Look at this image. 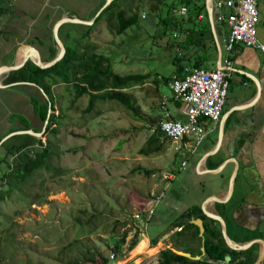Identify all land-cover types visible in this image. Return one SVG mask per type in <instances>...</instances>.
<instances>
[{"label": "rangeland", "instance_id": "374dc122", "mask_svg": "<svg viewBox=\"0 0 264 264\" xmlns=\"http://www.w3.org/2000/svg\"><path fill=\"white\" fill-rule=\"evenodd\" d=\"M19 1L13 0V7H18ZM41 1L33 0L32 4ZM72 1V5H68L66 0H49L43 9L46 12L58 5L81 11L84 7L81 0ZM95 2L91 0L86 9L94 11L95 6L91 4ZM43 15L41 13L40 17ZM146 19L147 16L140 25L130 27L121 35L114 33L113 26L110 30L97 26L88 40L97 52L112 58L113 70L118 74H152L144 84L123 90L133 97L138 117L110 100L96 102L93 109L86 112V95L71 103L73 90L70 86L60 83L52 87L55 114L60 115L59 131L51 135L44 130L37 137L43 143L50 142L53 155L48 168L35 171L26 183L0 202V264H67L68 260L80 257V249L103 251L106 246L114 245L125 231L127 236L121 253H115V258L109 261L111 264H160L156 260L157 249L153 253L140 251V234L134 233L132 227L137 224L134 214L146 207L149 200H145L151 198L154 182L172 165L167 161L173 154L168 149V139L157 153L144 156L138 150L145 145L150 129L156 126L151 120L160 119L161 94L170 98L173 95L169 85L156 84L153 77L157 73L167 76L173 72L171 60L175 51L157 44L161 34L158 20L154 17L147 23ZM4 21L6 18L1 16L0 67L18 63L23 51L27 50L22 45L20 48L12 46L13 35L9 34L21 32L28 21L21 19L9 25ZM51 23L48 21L47 36L44 35L46 43L42 41L45 52L51 42L48 37ZM29 39L35 41L36 38ZM3 79L2 74L0 81ZM4 89H0V136L19 124L9 122L12 114L24 116L30 127L42 130L41 121L27 102L18 97L17 94L22 93L10 87L7 90L12 92ZM187 161L188 166L182 169L180 158L174 159L172 173L176 179L170 182V188L180 189L181 185L190 183L191 160ZM138 166L151 169L153 173L132 171ZM168 191L169 188L163 189L166 195ZM165 214L160 202L141 238H151L163 231ZM135 234L139 241L128 250ZM75 239L77 242L69 248L68 244Z\"/></svg>", "mask_w": 264, "mask_h": 264}, {"label": "crops", "instance_id": "0c3cea01", "mask_svg": "<svg viewBox=\"0 0 264 264\" xmlns=\"http://www.w3.org/2000/svg\"><path fill=\"white\" fill-rule=\"evenodd\" d=\"M12 1L9 0L7 3L9 11L2 15L6 18L4 22L9 25L16 23L15 21H21V19L28 21V26L24 25L21 32L14 34L12 31L13 34H9L13 35L12 46L14 45L15 48H20L21 45L25 46L32 50L40 61H46L47 51L45 52L44 45L39 42V39L46 43L44 37L47 36L45 32L49 29L48 21H52L53 27L55 22L62 17L92 20L100 10L98 6L104 4L106 0H96L94 4H91V6H95L94 11L86 9V5L91 0H87V2L81 0L80 4L84 6L81 11H77L75 8H61L54 4L56 6L46 12L43 6L49 4L46 3L49 0L33 4V0H20L17 3L18 7H13ZM194 1L198 6L203 3V11L198 16V22L208 23L206 25H208L213 38L212 45L208 37H204L202 42L203 47L199 52L208 54V60L203 64V67L208 70L224 67L227 52L224 50L221 40L228 33V25L223 22V12L227 13V10L221 11V8L215 6L218 0ZM70 2L73 1L66 0L65 4L72 5ZM209 3L210 9L208 8ZM257 8L259 21L255 35L264 45V0L257 1ZM176 10L179 15H182L179 13V8ZM41 13L44 15L40 17ZM40 22L44 23L43 27L39 25ZM0 33L3 31L0 30ZM51 33L49 32L48 37L53 38ZM31 36L36 38L35 41L29 39ZM60 40L63 42L62 38ZM232 55L233 72L229 79L228 92L219 120L204 123L205 137L192 153H189L186 147H182L176 152L177 144L168 139L170 140L168 149L173 154L167 161L172 165L169 170H164L162 178L154 182V188L151 190L152 193H154L153 191L160 193L165 187L169 188L167 195L163 192L165 193L164 199L157 203L161 202L163 209L166 210L164 230L151 238H141L144 233L142 232L138 243L142 252L153 253L157 249L156 260L160 264L162 263L159 252L165 249H171L177 254L186 252L190 255L197 249L201 251L203 241L201 239L198 242L194 228L184 227L183 224L172 227L177 217L191 206H198L207 219L215 220L221 233L225 228L227 238L232 243L244 244L251 240L264 243V52L251 46L238 44ZM209 64L212 66L210 65V67ZM4 90L10 91L7 88ZM12 94L15 96L14 92ZM17 95L22 97L31 108L26 95L20 93ZM163 99L167 100L169 111L174 118L185 119L183 107L180 108L181 104L177 105L173 100H170V97L161 94V101ZM159 113L161 115V112ZM154 128H151L150 132ZM176 157L180 158L182 169L188 166L187 160H191L190 176H188L190 183L181 185L180 189L169 186L170 182L176 179L172 173ZM182 162H185L183 166ZM169 174L171 178H167ZM157 204L151 219L156 212ZM192 220L194 219L189 222L192 223ZM153 240L152 245L151 241ZM254 243L258 244L260 251V243Z\"/></svg>", "mask_w": 264, "mask_h": 264}, {"label": "trees", "instance_id": "16d2710c", "mask_svg": "<svg viewBox=\"0 0 264 264\" xmlns=\"http://www.w3.org/2000/svg\"><path fill=\"white\" fill-rule=\"evenodd\" d=\"M8 1L0 0V17L9 11ZM102 6L103 4H100L98 8ZM181 7L186 8V13L179 15L176 9ZM203 7V3L198 6L194 0H111L90 25L79 23L60 25L58 36L63 39L65 53L53 66L41 68L27 60L21 68L5 75L2 83L25 82L13 85L10 89L18 90L27 96L35 117L41 121L42 125L47 120L45 131L51 135L58 133L60 117L59 114H55V96L52 87L60 83L72 88L73 99L70 101L71 103L83 95L87 96L86 112L91 111L96 102L110 100L118 102L138 117V108L133 97L123 90L136 84H144L151 78L152 74H118L115 72L112 58L97 52L95 45L88 41L91 32L97 26L98 29L105 26L109 30L113 26L114 33L121 35L130 27L140 25L144 17L147 16V23L155 17L161 30L160 41H157V44L161 47L167 46L174 49L175 54L171 60L174 67L173 72L167 76L157 73L158 75L153 77V81L156 84L168 86L173 74L182 75L186 66L191 69H204L203 64L208 60V54L199 52L203 47L202 42L205 38H209L211 45L213 43L212 34L206 25L208 23L201 24L198 22V16L203 11ZM221 9L224 11V7ZM141 12H145L144 15ZM223 15V22L226 23L227 13L223 12ZM197 25L199 26L197 27ZM201 25L204 27H200ZM49 38L51 42L48 44L46 61H50L57 52L53 38L51 36ZM42 41L39 39L40 43ZM226 57H229V54ZM170 100H173V96ZM174 102L177 105L181 104L180 101ZM11 118L9 119L10 123L17 121L19 124L10 127L7 132L0 136V140L5 135L19 130L31 129L35 132H41L37 127L34 129L30 127L27 118L24 116L12 114ZM151 124H156V126L145 145L138 150V153L144 156L159 152L163 147L164 140L168 139L160 131L156 120L152 119ZM52 155L50 142L43 143L40 138L31 134H14L4 140L0 144V202L9 197L11 192L17 190L21 184L26 183L35 171L48 168V161ZM136 170L145 174L153 173L151 169L140 166L132 169V171ZM195 218L203 220V254L201 255L199 249L193 251L191 255H201L199 259L194 260L179 255L171 249H165L159 252L162 264H253L255 262L259 251L258 244L254 243L244 250L231 249L226 244L218 223L215 220L207 219L198 206H191L183 211L172 224V227L183 224L184 227L194 228L195 237L200 242L198 227L189 222ZM126 236L127 232L125 231L114 245L106 246L103 251L80 249V257L68 260L67 264H107L110 261V250L114 253H121ZM138 241L137 234H135L127 246L128 250L132 249ZM75 242H77L76 239L70 242L68 247H73ZM153 243L154 240L151 241L152 245ZM260 264H264V257Z\"/></svg>", "mask_w": 264, "mask_h": 264}, {"label": "built area", "instance_id": "2783aa9c", "mask_svg": "<svg viewBox=\"0 0 264 264\" xmlns=\"http://www.w3.org/2000/svg\"><path fill=\"white\" fill-rule=\"evenodd\" d=\"M258 0H218L217 8L227 10L226 23L228 33L221 42L229 57L224 59V67L214 70L184 67L183 74H173L170 89L173 100L180 101L183 107L184 120L173 118L166 99L161 101V118L157 121L160 131L176 143L175 151L186 147L189 153L200 144L206 134L204 123L217 122L220 118L228 92L229 79L233 72L232 53L238 44L251 46L264 52V45L256 38V26L259 21ZM185 7L179 13L184 14ZM231 56V57H230ZM185 162H182V166ZM171 178V175L167 176ZM164 193H152L146 207L134 214L137 222L132 227L134 233L141 234L154 212L155 205L163 198ZM110 260L115 253L109 254Z\"/></svg>", "mask_w": 264, "mask_h": 264}, {"label": "water", "instance_id": "95a60500", "mask_svg": "<svg viewBox=\"0 0 264 264\" xmlns=\"http://www.w3.org/2000/svg\"><path fill=\"white\" fill-rule=\"evenodd\" d=\"M110 2H111V0H106L105 3L103 4V6L100 8V10L96 13L95 17ZM208 8L209 9L211 8L210 7V3L208 4ZM93 19L92 20H81V19H78V18H71V17H62V18H60L59 20H57L55 22V24L52 27V35H53L54 42L56 44L57 52H56L55 56L50 61L41 60V62H40V61L36 60L35 58L30 57V56H26L24 58L22 57V59L20 61H18V63L12 64V65H9V66H6V65L5 66H1L0 67V76L3 74V77H4L9 72L21 68L25 64V62L27 60H30L32 63H34L35 65H37L38 67H41V68H49V67L53 66L57 61H59L63 57V55L65 53V46H64L63 42L60 40V38L58 37V28L60 27V25H62L63 23H66V22H72V23H79V24H84V25H90V24H92ZM22 83H25V82H14V83L3 84L0 81V88H8V87H11L13 85L22 84ZM46 123H47V120L44 121V125H43V128H42L41 132H43L45 130V124ZM41 132H35V131L31 130V129H29V130H19V131L11 132V133L5 135L0 140V144L4 140H6L8 137H10V136H12L14 134L27 133V134H31V135L37 137V136H40ZM212 217H214V216H212ZM191 222L198 227V229H199V236L201 237V239L203 241L204 226H203L202 220L200 218H197V219L192 220ZM222 233H223V237L225 239L226 244L231 249H234V250H244V249L248 248L254 242H259L260 245H261V249H260V251L258 253V256H257V258H256V260H255V262L253 264H260L261 263V261H262V259L264 257V243L262 241H256V240L254 241V240H251V241L246 242L244 244H236V243H232L227 238V235H226V232H225V228L222 229ZM201 251L202 252L204 251L203 246L201 247ZM179 255H182V256H185V257H188V258L194 259V260L200 258V256H198V255L197 256H191L189 253H186V252L180 253Z\"/></svg>", "mask_w": 264, "mask_h": 264}, {"label": "bare ground", "instance_id": "6f19581e", "mask_svg": "<svg viewBox=\"0 0 264 264\" xmlns=\"http://www.w3.org/2000/svg\"><path fill=\"white\" fill-rule=\"evenodd\" d=\"M23 56H30V57H33L36 60L40 61L39 58L36 56V54L32 50H30V49H27L26 51L24 50L23 51Z\"/></svg>", "mask_w": 264, "mask_h": 264}]
</instances>
